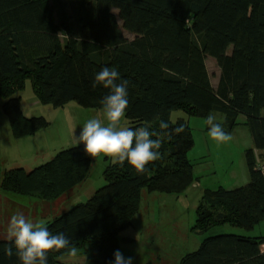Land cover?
<instances>
[{
	"label": "trees",
	"instance_id": "obj_1",
	"mask_svg": "<svg viewBox=\"0 0 264 264\" xmlns=\"http://www.w3.org/2000/svg\"><path fill=\"white\" fill-rule=\"evenodd\" d=\"M52 1L0 0V99L13 138L50 124L43 116L24 115L18 93L27 80L41 104L75 101L102 110L109 90L91 85L107 66L130 82L127 127L148 126L162 145L161 158L144 173L127 161L109 163L102 172L106 184L84 202L58 209L45 224L48 230L63 232L88 264H112L120 233L132 225L145 194L180 195L196 181L187 157L194 144L191 128L184 118L173 121L172 111L205 119L217 113L226 133L239 124L249 128V182L202 190L190 226L199 243L176 264H264L261 232H211L224 225L253 230L264 222V0ZM208 56L219 68L216 85ZM161 120L170 128L161 129ZM181 123L185 130L176 134L172 129ZM93 159L82 143L72 145L33 168L6 169L0 187L54 202L88 179ZM7 245V233H0V264H20L15 255H4ZM65 255L67 248L52 250L47 264H69L59 260Z\"/></svg>",
	"mask_w": 264,
	"mask_h": 264
},
{
	"label": "rangeland",
	"instance_id": "obj_2",
	"mask_svg": "<svg viewBox=\"0 0 264 264\" xmlns=\"http://www.w3.org/2000/svg\"><path fill=\"white\" fill-rule=\"evenodd\" d=\"M51 3L53 1L51 0ZM116 12V11H115ZM128 39L134 35L123 30ZM231 48V47H230ZM230 48L228 52H230ZM206 65L213 85H216L219 68L215 59L206 58ZM24 115L43 116L49 126L25 138L15 139L8 126V117L2 110L4 100L0 99V180L6 169L21 166L33 168L48 161L56 152L73 145V135L78 136L81 128L91 118L104 119L102 110L80 106L75 101H69L61 107L41 104L32 89L31 81L27 80L24 88L18 93ZM217 121H222L221 114H215ZM171 118L188 120L194 144L187 157L193 163V174L198 184L195 190L202 192L205 188L227 189L244 186L249 182L248 166L245 150L253 148L252 135L249 128L243 124L237 125L230 134L233 139L226 143L212 140L205 126V118L187 116L181 110H173ZM243 120L242 116L239 117ZM120 127H127L125 117L121 119ZM258 158L259 152L255 150ZM111 163L109 157L98 156L93 159L90 174L82 184L71 188L54 202L38 199L34 196L5 192L0 187V231L7 230L11 216L23 213L33 223L46 224L59 211L78 202H84L92 193L106 184L102 172ZM192 187H188L181 195L176 194H145L141 202V210L132 220V225L124 230L120 238V250L125 257L131 256L139 264H176L178 258L192 250L190 228L195 219V209L198 200L194 197ZM176 197H179L178 199ZM62 210V209H61ZM159 219H162L159 222ZM155 231V232H154ZM235 232L264 235V222L253 230L235 228L229 225L218 226L214 232ZM5 232V231H4ZM183 232V233H182ZM126 237V238H125ZM69 264H87L85 255H65ZM61 263V262H60ZM90 264H97L90 260Z\"/></svg>",
	"mask_w": 264,
	"mask_h": 264
},
{
	"label": "clouds",
	"instance_id": "obj_3",
	"mask_svg": "<svg viewBox=\"0 0 264 264\" xmlns=\"http://www.w3.org/2000/svg\"><path fill=\"white\" fill-rule=\"evenodd\" d=\"M127 79H121L119 71L114 67H103L94 77L92 88L98 85L108 89V94L102 99L104 119L91 118L81 128L78 136L73 135V146L83 144L86 155L95 158L109 157L113 165H128L137 173L146 172L147 165L161 158L158 149L160 139H152L154 132L148 126L136 129L120 127L121 119L128 107ZM209 137L217 143H226L233 139L226 133L222 123L217 121L215 114H209L205 119ZM159 127L169 129L168 122L161 120ZM184 124H178L173 132L182 133ZM172 138L171 133L168 136ZM8 245L4 247V255H15L20 264H47L48 253L52 250L67 248L71 256H76L77 248L71 245L69 238L59 232L53 234L43 223H33L26 219L23 213L13 214L7 224ZM112 264H133L131 256L125 257L116 250L113 253Z\"/></svg>",
	"mask_w": 264,
	"mask_h": 264
},
{
	"label": "crops",
	"instance_id": "obj_4",
	"mask_svg": "<svg viewBox=\"0 0 264 264\" xmlns=\"http://www.w3.org/2000/svg\"><path fill=\"white\" fill-rule=\"evenodd\" d=\"M197 186H198V184H197V182L195 181V183L194 184H192V189H191V191H194V193H195V195H194V197L198 200L199 199V197H200V195H201V191L200 190H195L194 189V187H196L197 188ZM181 195V194H180ZM179 196V195H178ZM177 199L179 198V197H176ZM162 221V219H159V222H161ZM5 231V232H4ZM123 232L124 231H122L121 233H120V238H121V235L123 234ZM155 232V231H154ZM187 232V231H186ZM183 233V236L185 237V238H187L188 237V235L187 234H189L190 236V244H191V247L192 248H194V247H196L197 245H198V243H199V239H198V237H196V235H194V232L193 233H189V231H188V233ZM0 233H3V235L4 234H6L7 233V230H1L0 231ZM264 236V235H263ZM126 238V237H125ZM260 249H261V251H264V242L260 245ZM66 260H68V259H65V261ZM87 264H88V262H87ZM133 264H139L138 263V261H134L133 262Z\"/></svg>",
	"mask_w": 264,
	"mask_h": 264
},
{
	"label": "built area",
	"instance_id": "obj_5",
	"mask_svg": "<svg viewBox=\"0 0 264 264\" xmlns=\"http://www.w3.org/2000/svg\"><path fill=\"white\" fill-rule=\"evenodd\" d=\"M259 169L264 174V162L261 165H259Z\"/></svg>",
	"mask_w": 264,
	"mask_h": 264
}]
</instances>
